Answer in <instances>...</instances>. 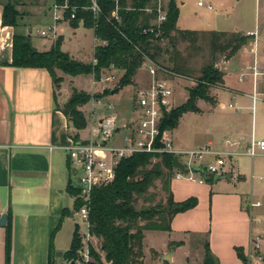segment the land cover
<instances>
[{
	"label": "rangeland",
	"instance_id": "obj_1",
	"mask_svg": "<svg viewBox=\"0 0 264 264\" xmlns=\"http://www.w3.org/2000/svg\"><path fill=\"white\" fill-rule=\"evenodd\" d=\"M177 1L178 3L181 1H186L187 3L185 9H181V15L184 14L185 10L190 9V11L195 10L198 15L203 14L202 16L209 18L214 15L217 10L213 4H211L212 10L210 11L205 8H198L196 0ZM233 1L235 0H232V2ZM236 5V11L243 19L239 28L242 30H254L256 26L258 30V37H256L258 44L256 48H258L257 55L260 62L257 69L262 74L257 79L256 95L259 99L258 102H255L254 106H252V101L250 99L235 98L234 96L224 94L220 91L217 92V88H211L209 93L213 97L215 103H217L216 93H218L220 100L225 103V109L221 110L214 107V104L211 105L200 101V103H197L200 109L199 113H186L182 115L177 128L165 132L167 140L171 142V145L173 143L174 149H172L178 153L203 150L206 148L209 140L213 143L212 147H210V151H222L225 149V138L231 140H236L239 137H241L239 140L243 138V141H240L241 146L238 149V152L243 155L232 158L226 155L222 156L225 161L224 170L227 173L231 172L233 183L223 180L217 186H214L213 181H205V185L200 186L190 181L182 180L179 182L172 179L173 187L177 194L187 196L186 199L190 197L195 198L197 200V206L191 209V212L188 210L179 213L180 215L183 214L180 216L183 221L176 226V229L172 230L170 235L159 233L155 236L149 233L143 242L145 251L149 248L160 251L164 250L167 245L170 244L169 242H183L184 246L181 248L179 247L176 251L172 264H202L204 258V243L206 241L208 242L209 233L213 230L216 232L223 231L220 222L224 219L223 215L226 208H224L221 202L211 201L217 191L223 193L230 192L237 195L238 199L235 205L236 211L238 212L240 209L244 210L245 215H248V207H250L251 203L250 198H253V201L258 200L263 206L259 209H253L254 216L260 214L264 215V181L261 179L264 176V155L255 157L254 159L244 155L248 148L247 146L250 144L251 135L254 136L255 140L264 141V61H262L264 58V0H240ZM16 10L20 16L16 25L17 33L19 35L28 36L30 46L34 50L38 52L44 49L50 50L54 42L52 40L49 41L39 38L36 35V31L44 24L40 22L41 16H43L44 13L43 2L41 0H25L22 4L17 6ZM202 16L200 15L198 18H202ZM181 21V25L183 24V26L184 24L190 28L191 26H198L195 25L192 20H188L190 21L189 23H186L184 19ZM197 21H199V19ZM189 27L188 29H190ZM29 29L32 30L31 33ZM58 33L63 34L65 40L69 34H72L74 37L71 43H68L67 40L61 43L60 50L63 53L75 60L69 53L79 52L80 58L78 57L75 61L85 65L93 63L92 47L94 44V37L91 30L81 26H79L77 30H73L71 27L64 24L59 26ZM171 36L174 38L173 44H171L169 40H162L159 44L162 49V54L158 59L157 65L165 71V73L159 75V78L169 81L173 90V109L184 104L187 99V89L195 85L194 79L199 76L201 69L212 62V54L210 49V35H198L195 43L181 40L175 33H172ZM250 43L255 45V39L252 42H248V44ZM237 54L232 59V63L225 66V70L223 71L226 74V84L232 87H241L253 94L252 70H249V68L254 66L255 56L253 53L243 51L240 52L239 56ZM224 61H226L224 55L217 54L215 67L218 70L221 69ZM54 73L57 78L61 79L59 86L55 87V102L57 103V107H63V101L65 100L66 103L69 100L72 90L84 92L91 97L90 101L78 108L87 122L86 127L81 133L83 139H88L92 123L96 122L102 116L113 114L117 117L120 127L134 118L132 109L134 106L135 93L138 89L146 86L149 81L148 74L141 66L136 77L133 79V84L119 91L118 95L113 99L115 101H112V103L106 100L102 101L105 105L109 103L114 106L113 111H108L106 108H97L95 103L109 96L108 92L113 91L118 85L122 73L116 71L103 72L100 77L101 80L99 81H95L92 75L87 74L70 76L59 70H54ZM241 74H245L242 84L238 82L239 75ZM73 80L75 81L73 82ZM61 86L64 89L63 91L68 94L66 99L62 96L63 91H61ZM230 105L232 108L229 107ZM251 106L253 108L252 111ZM70 133L71 135L75 133L72 127ZM122 134V130H119L118 136L120 137ZM203 158L204 159L201 161L195 159L194 165L197 167H205L214 164L216 160V157L211 155L203 156ZM179 159L184 161L185 157L179 156ZM157 162H159V160H152V163ZM238 175L243 177L242 181H237ZM197 177H199V175H197ZM149 193L156 194L154 203L163 200L165 197L160 190L159 181L154 182V186L150 188ZM142 206H148V204H145L142 199H140L136 204V208L139 209ZM227 217L233 223L234 220L238 219L233 212H231V215H227ZM72 220L77 224L78 233L83 238L84 242L85 236L87 235L86 223L78 214L75 215ZM183 227H191L193 229L189 233H185L182 230ZM80 241L82 245V240L80 239ZM90 243L94 247L98 246L96 240H91ZM79 249H81V246ZM260 250L261 252L259 251L256 255L251 252V257L248 255L249 247L244 250L243 254L248 260V264H258V262L261 261L264 257V245L261 246ZM150 255V264H165L157 259L156 253L153 254L151 252ZM214 259L217 262L216 264H242L238 258V253H236L232 260L227 259L224 262H220L216 258ZM76 260L77 258L74 259V261ZM148 260L149 257L146 263Z\"/></svg>",
	"mask_w": 264,
	"mask_h": 264
},
{
	"label": "crops",
	"instance_id": "obj_2",
	"mask_svg": "<svg viewBox=\"0 0 264 264\" xmlns=\"http://www.w3.org/2000/svg\"><path fill=\"white\" fill-rule=\"evenodd\" d=\"M205 1L210 5L213 4L217 9L214 15L209 18L202 16L203 14H200L202 18H198L200 15L195 10L190 11V9L185 10L184 14L181 15V9H185L187 3L186 1L178 3L176 0L179 9L177 29L249 35L251 42L255 39V45L253 43L248 44L237 55L239 56L242 51L253 53L255 56L254 65L257 68L260 62L257 55L258 48H256L258 30L256 26L254 30H242L239 28L243 19L236 11V4L240 0L233 2L232 0ZM2 12L3 6L0 5V217L3 214L7 216L6 225L0 227V264H5V235L7 228L11 232L9 264H48L49 262L50 264H72L71 261L63 257L69 250L75 227H78L72 220L76 215L75 213L72 216L74 199L66 191L69 172L67 168L69 162L67 151L74 144L70 137L71 127L66 117L57 109L55 88L49 73L44 69L11 66L13 36L18 33L16 28L2 24ZM46 19V15L41 16L40 22L44 23ZM183 19L186 23L190 22L188 20H192L198 26H191V28L186 26V24L183 26V24L181 25V20ZM198 19L199 21H197ZM60 35L63 43L66 40L68 43L74 40L72 34H69L66 40L63 34ZM94 46L95 43L92 47V60ZM47 50L44 49L39 52ZM69 55L75 60L78 57L80 58L79 52L69 53ZM233 58L234 56L224 61L222 68L219 69L224 74V84L222 88H217V92L220 91L239 99H250L252 101L251 105L254 106L259 99L256 95L258 77L256 85H254L252 71L253 94L241 87H232L226 84V74L223 71L225 66L232 63ZM262 61H264V58ZM252 68H249V70H252ZM115 71L120 72L114 69L109 72ZM244 76L245 74L239 75L238 82L240 84L243 83ZM63 90L61 86V91ZM118 93L110 94L100 101L106 100L112 103ZM67 95L63 91L62 96L65 99L68 97ZM254 97L257 99H254ZM216 101L217 103L214 104V107L221 110L225 109V103L220 100L218 93H216ZM63 104H65V100ZM252 106L251 111L253 109ZM74 132V134H77L75 130ZM81 133L82 131L78 132L79 141H87L89 137L88 139H83ZM240 138L236 140L225 138V149L212 152L223 154L224 156L227 155L229 158L243 155L238 152L241 146L240 141H243V138L239 140ZM252 138H254L253 135H251ZM212 145V141L209 140L206 147L210 149ZM228 175L229 179L223 180L233 183L231 172ZM223 180L213 182V185L217 186ZM242 180L243 177L238 175L237 181ZM181 181L179 180V182ZM204 185L205 183L200 186ZM170 188L174 202L185 201L187 196L177 194L172 181ZM237 199V195L233 193L217 191L211 200L221 202L226 208L223 215L224 219L220 222L223 231L219 230L220 232H216L213 230L209 233L208 239L211 254L220 262H224L227 259L232 260L238 249L243 253L249 247V255L253 237H259L263 241L260 243V249L264 245V215L254 216L253 209L257 208L250 207H248V215H245V211L241 209L237 212L235 207ZM250 200L251 203L256 202L253 201V198H250ZM262 206L263 204L259 208ZM64 210H67L69 214L60 222ZM231 212L238 218L234 220V223L227 217V215H231ZM182 215L177 214L174 216L171 221L170 232L145 231L144 239L149 233L155 236L159 233L170 235L172 230L182 223L183 219L180 217ZM192 229L191 227L182 228L185 233H189ZM143 242L142 264H150L151 252L153 254L156 253L157 259L162 263L172 264L176 251L179 247L184 246L183 242L173 241L169 242L170 244L164 250L156 251L153 248H149L145 251ZM50 243L52 244V256L49 258ZM176 244L180 246H176ZM260 249L259 251L261 252ZM167 254L170 257L169 261L164 260ZM148 257L149 260L146 263Z\"/></svg>",
	"mask_w": 264,
	"mask_h": 264
},
{
	"label": "trees",
	"instance_id": "obj_3",
	"mask_svg": "<svg viewBox=\"0 0 264 264\" xmlns=\"http://www.w3.org/2000/svg\"><path fill=\"white\" fill-rule=\"evenodd\" d=\"M25 0H14L13 4L3 6L2 24L16 28L20 16L17 6ZM77 3V0H71ZM151 0H133L132 10H120L121 23L110 20V13L114 9L112 2H101V14L99 15L94 37L101 45L93 50L94 63L82 64L70 58L60 50L62 38L59 37L45 52L34 50L28 41V36L15 34L12 41L11 66L16 68H32L46 70L54 88L58 87L61 79L55 76L54 70H59L67 75L79 74L92 75L95 81H99L103 72L111 69L122 72L118 85L113 89L115 94L123 88L133 84V79L142 65L144 52L156 64L162 54L160 42L169 40L174 42L172 33L178 35L181 40L195 43L198 35H210V49L212 62L204 66L197 78L195 85L187 89V99L179 107L171 109L165 114L160 123V132L172 131L177 128L182 115L186 113H199L197 106L199 101L215 104L209 91L211 88H222L224 74L215 67L216 55L222 54L226 60L231 59L251 40L250 36L240 33L225 32H196L178 31L176 29L179 17V9L176 0L167 1V18L161 25L158 33H143L150 29V21L155 14H146L141 9L150 5ZM87 5L88 0H79ZM83 15L78 14L71 26L77 29L79 20ZM83 27L93 28V20L89 14L84 15ZM179 72V71H177ZM111 91L108 92V95ZM91 97L84 92L72 90L69 100L62 108L57 107L66 117L69 126L77 134L70 135L72 141H79L78 132L82 131L87 122L78 108L90 101ZM174 155L161 153L156 155L134 154L121 159L115 168L114 179L103 186L94 188L88 204V234L91 240H96L98 246L94 247L89 242L90 261L87 264H142V242L145 231L170 232L171 221L179 213L194 209L197 200L193 197L183 201L174 202L171 193V181L174 173ZM152 160H159L152 163ZM68 182L66 191L74 199L73 212L76 213L82 206L77 198L79 190L73 187L70 162H68ZM205 181H213L214 177L202 174ZM159 181L160 190L165 195L163 200L154 203L156 194L149 193L154 182ZM142 201L148 206L136 208L137 202ZM69 212L64 210L61 220ZM80 236L78 227L73 232L69 250L64 254V259L74 261L80 248ZM179 246V244H176ZM11 251V232L7 228L5 235V264H9ZM242 264H248V260L241 250H237ZM103 257H102V256ZM52 256V244L49 245V258ZM216 260L210 252L208 242L204 243V258L202 264H216ZM50 264V262L48 263ZM260 264H264V257Z\"/></svg>",
	"mask_w": 264,
	"mask_h": 264
},
{
	"label": "built area",
	"instance_id": "obj_4",
	"mask_svg": "<svg viewBox=\"0 0 264 264\" xmlns=\"http://www.w3.org/2000/svg\"><path fill=\"white\" fill-rule=\"evenodd\" d=\"M44 4L43 16H47L44 24L36 31L39 38L52 40L55 42L61 35L58 33L59 26L66 24L71 27L73 21L78 14L83 15L79 20V26L83 27L84 15L89 14L93 20V28L89 29L93 32L96 28V22L101 14V2H112L114 9L110 13V20L121 23L119 16L120 10L130 11L133 0H88V4L84 5L77 0V3L71 0H41ZM167 1L168 0H151L150 5L141 9L146 14H155V18L150 21V29L144 30L143 33H158L161 25L167 18ZM198 8L212 10V6L205 0H196ZM78 26V27H79ZM31 29L29 32L31 33ZM249 36V35H247ZM95 46L101 45L97 38L94 37ZM94 50V49H93ZM142 56V67L149 76L146 86L138 89L134 97V106L132 109V118L128 123L119 126L117 117L113 114L100 117L96 122L92 123L90 128L89 139L87 141H78L74 143L67 151V157L70 162L71 176L73 179V187L79 190L78 199L82 202V206L76 212L79 217L86 223L87 235L84 242L82 240L81 249L78 251L76 261L72 264H87L91 259L89 256L88 234V204L90 195L94 188L110 183L115 177V168L119 161L128 158L134 154H150L156 155L161 153H170L174 156H184L185 160L179 161L188 170L187 174H183L178 170H174L172 179L186 180L197 184H204L205 177L200 173H193L191 169L199 168L207 176L215 177L217 175H228L224 170L225 161L223 154L214 153L209 148L197 152H176L172 149L171 142L167 140L165 132H160V123L166 113L172 109L173 90L169 81L159 78V75L165 73L156 63H154L148 55L139 51ZM94 63V60H93ZM262 75L254 65L252 68L253 83L256 85V79ZM101 80V79H100ZM254 99H257L254 97ZM97 108H106L113 111L114 106L98 100L95 103ZM232 108V106H229ZM122 130L123 134L119 137L118 132ZM110 143V144H109ZM212 155L216 157L214 164L208 166H195L194 160H201L203 156ZM245 156L254 159L255 157L264 155V141L251 139ZM227 156V155H226ZM199 175V177H197ZM264 181V176L261 178ZM259 201L250 203L251 208H259ZM263 242L259 237L251 239V252L255 255L259 252L260 243ZM251 257V253L249 254ZM260 264V262H258Z\"/></svg>",
	"mask_w": 264,
	"mask_h": 264
},
{
	"label": "water",
	"instance_id": "obj_5",
	"mask_svg": "<svg viewBox=\"0 0 264 264\" xmlns=\"http://www.w3.org/2000/svg\"><path fill=\"white\" fill-rule=\"evenodd\" d=\"M8 3L10 4H13L14 3V0H0V5L1 6H5L7 5ZM115 94V91H111V95H114ZM173 169L174 170H178L180 171L181 173L183 174H187L188 173V170L185 168V166L179 161L178 157L177 156H174L173 158ZM191 172L193 173H200V174H203V170L202 169H191ZM223 179H229V175H217L214 177L213 179V182H217V181H221ZM74 212L72 213V216H74ZM6 220H7V216L5 214L1 215L0 217V227H4L6 225ZM169 254H167L165 257H164V260L165 261H169Z\"/></svg>",
	"mask_w": 264,
	"mask_h": 264
}]
</instances>
